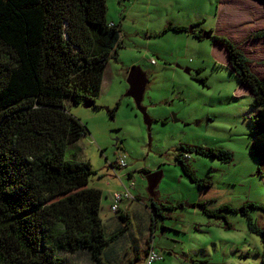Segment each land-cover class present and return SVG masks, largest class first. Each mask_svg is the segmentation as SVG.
Returning a JSON list of instances; mask_svg holds the SVG:
<instances>
[{"label":"rangeland","instance_id":"1","mask_svg":"<svg viewBox=\"0 0 264 264\" xmlns=\"http://www.w3.org/2000/svg\"><path fill=\"white\" fill-rule=\"evenodd\" d=\"M106 4L108 18L121 26L117 59L107 62L96 100L99 107L81 103L69 109L90 129L78 142V159L90 160L96 170L89 185L103 191V218L114 214L110 210L114 194L135 183L134 198L119 202L118 211L130 214L131 228L116 242L120 250L112 262L146 264V239L151 237L146 171L160 170L155 201L175 208L164 210L166 217L157 220L153 242L162 259L153 264H191L192 259L199 261L196 264H259L261 239L240 210L244 206L264 227V162L249 148L253 97L232 71L225 48L210 37H195L189 27L196 23L194 29L231 39L251 61V70L263 76L264 39L255 42L251 34L257 28L248 27L264 22V4L258 0H106ZM170 22L187 24V29L164 32ZM133 66L147 75L142 106L153 119L151 130L135 99L126 95V77ZM118 102L110 116L108 108ZM181 144L226 149L233 158L223 162L195 152L183 156L197 177L211 178V185L203 187L176 159ZM121 156L125 167L117 166ZM205 208L220 210L221 216ZM115 226L110 224L107 234ZM64 255L71 264H96L87 251Z\"/></svg>","mask_w":264,"mask_h":264},{"label":"trees","instance_id":"2","mask_svg":"<svg viewBox=\"0 0 264 264\" xmlns=\"http://www.w3.org/2000/svg\"><path fill=\"white\" fill-rule=\"evenodd\" d=\"M191 25L195 37L205 33L225 48L232 71L251 93L255 115L249 148L264 162V75L251 70L250 60L231 39ZM169 29L187 26L170 22L163 31ZM120 33V23L107 16L106 0H0V264H71L64 253L78 251H87L96 264H114L103 254L130 230V214L117 211L121 225L107 234L100 214L103 192L89 185L96 170L90 160L78 159L77 143L90 129L69 105L99 107L96 100L107 62L117 59ZM253 36L264 37V29ZM119 103L108 108L110 116ZM179 149L176 159L184 172L203 187L212 180L196 176L184 159L188 153L223 162L233 158L222 148L181 144ZM149 199L147 242L158 218L166 217L164 210L175 208L158 204L156 196ZM240 210L261 239L259 264H264V227L244 206ZM205 211L221 216L220 210Z\"/></svg>","mask_w":264,"mask_h":264},{"label":"water","instance_id":"3","mask_svg":"<svg viewBox=\"0 0 264 264\" xmlns=\"http://www.w3.org/2000/svg\"><path fill=\"white\" fill-rule=\"evenodd\" d=\"M192 30L193 25L189 27V31L191 32ZM203 37L209 36L204 33ZM187 71H189V69H187ZM126 81L128 83L126 95L132 96L135 99L137 106L142 110L144 114V119L145 123L147 124L148 130H151V124L153 119L148 114L147 110L142 106L143 95L148 81L146 73L142 70L140 66H133L128 71ZM84 106L89 107L90 104H84ZM161 177L162 172L160 170L151 172L147 175L148 192L153 198H155L156 196L155 188L159 184Z\"/></svg>","mask_w":264,"mask_h":264},{"label":"built area","instance_id":"4","mask_svg":"<svg viewBox=\"0 0 264 264\" xmlns=\"http://www.w3.org/2000/svg\"><path fill=\"white\" fill-rule=\"evenodd\" d=\"M152 61H154V59H152ZM117 166L118 167L126 166V162L123 156H121L117 161ZM134 185H135L134 181H131L129 185H125V189L123 192H117L114 194L113 203L110 205L111 211L117 212L119 209V202L122 201L123 199L131 200L134 198V196L131 193V190L134 188ZM159 259H162V255L154 249L153 243L152 241H150V246L148 252L144 256V260L146 264H152L153 262Z\"/></svg>","mask_w":264,"mask_h":264},{"label":"crops","instance_id":"5","mask_svg":"<svg viewBox=\"0 0 264 264\" xmlns=\"http://www.w3.org/2000/svg\"><path fill=\"white\" fill-rule=\"evenodd\" d=\"M115 22H116V21H115ZM262 23H264V22L252 23V24L248 27L249 29H256V28H257V30L254 31V32L251 34L253 38L257 39L255 42H257L258 40H263V39H264V37H254V36H253V34H254L255 32H258V31L264 29V24H262ZM175 24L183 25V26H186V25H187V24H182V23H175ZM250 64H251V61H250ZM103 81H104V80H103ZM77 145H78L79 147H81L79 143H77ZM102 192H103V191H102ZM137 196H138V195H137ZM137 196H136V197H137ZM123 200H128V199H123ZM123 200H122V201H123ZM112 203H113V202H112ZM119 207H120V206H119ZM147 217L149 218V221H150V213H149V211H148V213H147ZM117 218H118V217H117V212H114V214L109 215V216H106L105 218L102 217V219H103V221H104V223H105L106 228H107L110 224H115V225H116L115 227H117L116 230H117V229L120 227V225H121L119 219H117ZM116 230H114V231H116ZM111 233H112V232H111ZM119 240H120V239H119ZM119 240H117V241L111 243V244L105 249V252H104V254H103L104 258H107V259H109V260L111 261V260L115 259V257H118V254H119V250H120V249H119V247H118L117 245H115V244H116V242H118ZM151 241H152L153 246H154L153 237L151 238ZM146 242H147V239H146ZM149 243H150V241H149ZM152 264H153V263H152Z\"/></svg>","mask_w":264,"mask_h":264},{"label":"clouds","instance_id":"6","mask_svg":"<svg viewBox=\"0 0 264 264\" xmlns=\"http://www.w3.org/2000/svg\"><path fill=\"white\" fill-rule=\"evenodd\" d=\"M128 74V73H127Z\"/></svg>","mask_w":264,"mask_h":264},{"label":"flooded vegetation","instance_id":"7","mask_svg":"<svg viewBox=\"0 0 264 264\" xmlns=\"http://www.w3.org/2000/svg\"><path fill=\"white\" fill-rule=\"evenodd\" d=\"M197 30V29H196Z\"/></svg>","mask_w":264,"mask_h":264}]
</instances>
